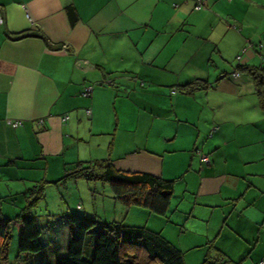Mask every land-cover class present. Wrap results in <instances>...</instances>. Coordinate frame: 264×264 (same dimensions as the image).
I'll use <instances>...</instances> for the list:
<instances>
[{"label":"crops","instance_id":"crops-1","mask_svg":"<svg viewBox=\"0 0 264 264\" xmlns=\"http://www.w3.org/2000/svg\"><path fill=\"white\" fill-rule=\"evenodd\" d=\"M196 2L0 0L1 216L16 218L27 189L41 177L51 179L66 164L102 161L106 149L119 171L167 178L171 169L159 165L151 152L127 148L126 153H114L120 136L131 141L129 133L136 130L134 123H126L123 106L130 118L139 111L137 101L144 99L148 120H165L175 129L169 141H177L183 128L191 147L203 151L207 143L202 135L208 125L218 124L212 165L195 166L198 206L210 211L209 221L214 215L225 221L215 243L234 217L228 226L234 237L213 254L264 262V113L247 71H264V0H202L199 11ZM68 7L75 11V23L69 21ZM38 31L60 49L50 50L29 36ZM233 59L238 64L229 73L226 65ZM119 79L131 82L122 86ZM90 87L91 97H83ZM246 96L254 98V111L244 112L251 114L249 121L241 109L223 110ZM63 115L69 118L65 123ZM40 120L43 124L37 126ZM16 121L23 125L13 128ZM230 143L235 148L228 157L224 147ZM79 146L83 149L75 153ZM72 147L75 151L69 153ZM144 153L149 159L135 163ZM193 161L194 156L191 173ZM50 231L49 244L57 239V231Z\"/></svg>","mask_w":264,"mask_h":264},{"label":"rangeland","instance_id":"rangeland-1","mask_svg":"<svg viewBox=\"0 0 264 264\" xmlns=\"http://www.w3.org/2000/svg\"><path fill=\"white\" fill-rule=\"evenodd\" d=\"M262 39H264V35ZM254 41H256L255 46H258L257 38L254 39ZM247 47H249L248 44H246V48ZM259 48H262V45H260ZM243 51L244 50H242L241 53ZM254 60V62L259 64L260 59L256 58ZM237 64L238 61L233 59L228 62L226 69L229 73L233 72L235 71ZM239 73L243 74V76L249 77L248 74ZM119 82L123 86L128 85L131 81L128 79H119ZM137 103L139 111L138 113H134L130 118L125 106H123L122 113L125 114L126 123L129 121L130 123H134L136 130L129 133L133 136L131 141L128 140V137L130 136H120L119 144L114 153H126L127 148L146 150L153 154V158H157L159 165L163 163L164 168L168 167L171 169L168 177L164 178V180L174 181L173 197L167 213L164 216H159L138 206L125 207L115 199L108 183L100 181L87 182L84 178L67 180L64 179V171L62 169L59 174H52L51 179H49L50 181L43 179V177H41L42 179H39L41 180V183H43V187L41 188L44 198L37 203L31 211L38 219L39 227L43 232L42 241L46 247L37 255L38 257H34L33 255L19 256L18 231L16 228H13L11 231V242L8 252V264H36L38 258L41 257L47 264H54L55 250L54 248L49 247L48 234L51 232L50 229L57 231V249L59 250L60 247L64 246L69 238L68 229L64 219L70 215H80L89 219L99 218L104 222H115L125 228L143 229L147 232L157 234L181 252L185 264H202L206 259L212 260V258H214L213 252L215 248L220 249L225 240L230 244L234 235L228 226H231L234 217L228 220L223 228L221 238L215 243L214 238L221 230V224L223 225V222L225 221H223L224 219L219 221V218L216 215L212 216L209 221L210 211L198 206L200 203L197 204L198 200L196 199L197 195L195 193V190L200 185L195 166L197 165V167L200 168L199 163H201L200 161L202 157H208L209 161L214 159V154L211 153V150L215 149L214 146H216L214 142L217 141L216 134L219 129L218 124L214 123V125H208L207 133L202 135L207 143L202 151L201 148L197 149V147H191L187 136L183 135V131H185L183 128H179L181 132L180 138L177 141H169L168 136L169 134L174 133L175 129H170V124L165 120H157L156 122L154 120H148L150 109L145 104L144 99L138 100ZM253 107L254 98L246 96L243 99H238V101L227 103L223 106V110L226 111L227 109L232 110L235 108L238 111L241 109L244 113L245 108L249 112H253ZM258 109L264 113V110L260 107L259 101ZM107 113L110 117L111 108L108 109ZM207 114L208 111L206 110L205 115ZM250 115L251 114L246 116L244 113L246 121L250 120ZM103 119L104 116L101 117L100 120ZM214 129L216 130L214 131ZM128 143L131 147H128ZM179 147L184 149L190 147V149H185L186 152L175 154L170 152L172 149ZM234 148L235 145L230 143L224 147V154L228 157L231 156ZM82 149L83 147L79 146V150H76L75 153ZM51 150L53 152L55 151L53 148ZM196 150H198V152ZM57 151L59 152L60 150L57 149ZM72 151H75V147H72L69 153ZM68 154L66 155V158ZM144 156L145 157L137 158L134 162L139 164L138 161L146 158L148 154L144 153ZM193 156L195 172L191 173L189 172V166ZM108 157L109 149H106V153H103L101 159L105 160L108 159ZM150 157L152 156L150 155ZM163 158L164 161H162ZM147 165H149V163ZM43 180L47 183L43 182ZM35 186L36 184L34 183L30 185L27 190H31V188ZM23 200L24 199L22 198V201ZM23 205L25 204L22 203L20 206ZM58 228L62 232L58 233ZM226 237H228V239H226ZM235 243H237L236 240ZM239 244L242 245L241 242H239ZM226 248L229 249V246ZM91 251L93 252L92 236H87L83 252V258L85 260H90L91 255L87 256V253H91ZM252 258L253 257H250L248 260L242 261L243 259L240 257L230 258L227 256V260L233 264H238L241 261L242 264H253L254 259ZM256 261H258V263L260 262L259 259H256Z\"/></svg>","mask_w":264,"mask_h":264},{"label":"trees","instance_id":"trees-1","mask_svg":"<svg viewBox=\"0 0 264 264\" xmlns=\"http://www.w3.org/2000/svg\"><path fill=\"white\" fill-rule=\"evenodd\" d=\"M66 11L69 21L75 23L77 17L74 9L68 7ZM29 36L41 39L50 50L60 49V47L50 45L40 31ZM243 69L246 68L243 67ZM247 71L254 82L260 107L264 110V71L259 67H248ZM197 85L199 84L197 83L195 86ZM90 97L91 94L85 98ZM38 122L37 126H42L43 122L41 125H38ZM205 165L211 166L212 161L210 160L209 164ZM63 171L64 179L67 180L84 178L87 182L108 183L115 199L121 205L145 208L159 216H164L167 213L173 197L174 181L164 180L149 173L119 171L109 159L66 164ZM37 184L25 194L24 208L16 218L10 220L0 215V264H8L11 231L14 226H18L19 229V256L38 257L37 255L46 247L42 241L43 232L39 227L38 219L31 212L36 204L44 198L41 188L43 183ZM64 220L69 233L68 242L59 250L57 249V239L56 242L49 244V247L54 248V254L62 252L54 257V264H185L181 252L157 234L143 229L125 228L115 222H104L98 218L89 219L80 215H70ZM56 235L54 234V236ZM87 236H92L93 241V252L91 251L92 254L87 253V256L91 255L90 260L83 258ZM228 263L229 261H226L222 255H218L212 260H204L202 264ZM36 264L47 263L41 257L38 258Z\"/></svg>","mask_w":264,"mask_h":264},{"label":"built area","instance_id":"built-area-1","mask_svg":"<svg viewBox=\"0 0 264 264\" xmlns=\"http://www.w3.org/2000/svg\"><path fill=\"white\" fill-rule=\"evenodd\" d=\"M202 5H203L202 0H197L194 9H195L196 11H199V10L201 9V6H202ZM3 22H4V18H3L2 14H1V11H0V25H2ZM236 76H238V75L236 74ZM91 92H92V91H91V88L85 89V91L83 92V96L88 97V96L91 94ZM175 93H176V90H172V94H175ZM86 114H87V115H90V114H91L90 110H87V111H86ZM68 119H69V118H68L67 115H63V116L61 117V121H62L63 123H65L66 121H68ZM42 122H43V121L40 120V121L38 122V125H41ZM19 126H21V122H19V121H16V122H14V123L12 124V127H13V128H17V127H19ZM215 130H216V129H214V131H215ZM201 161L204 162L205 164H209V159H208V157H202ZM259 264H264V262H260Z\"/></svg>","mask_w":264,"mask_h":264}]
</instances>
